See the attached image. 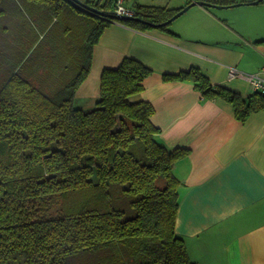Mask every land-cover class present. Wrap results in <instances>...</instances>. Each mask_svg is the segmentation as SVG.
<instances>
[{
	"label": "trees",
	"instance_id": "obj_1",
	"mask_svg": "<svg viewBox=\"0 0 264 264\" xmlns=\"http://www.w3.org/2000/svg\"><path fill=\"white\" fill-rule=\"evenodd\" d=\"M193 2L248 3L186 0V7ZM116 7L0 0V264H196L176 233L174 167L190 149L162 145L153 105L132 100L153 71L127 57L104 69L93 108L76 103L107 28L168 30L171 23L162 25L184 9L136 2L135 20L117 21L108 17ZM163 81L193 84L206 100L232 104L241 121L264 109L260 92L244 98L197 67ZM118 192L130 198L132 217L115 206Z\"/></svg>",
	"mask_w": 264,
	"mask_h": 264
},
{
	"label": "crops",
	"instance_id": "obj_2",
	"mask_svg": "<svg viewBox=\"0 0 264 264\" xmlns=\"http://www.w3.org/2000/svg\"><path fill=\"white\" fill-rule=\"evenodd\" d=\"M240 1L248 3L193 7L168 30L141 32L113 23L95 47L91 73L76 98L79 108H93L104 69L127 57L153 71L145 91L132 100L153 105L162 145L190 149L174 167L181 185L176 233L196 264H264V109L241 121L232 104L206 100L191 83L163 81L164 74L197 67L213 85L244 98L255 93L247 81L228 80L230 67L264 79V3ZM136 2L186 7V0H124V5L133 9Z\"/></svg>",
	"mask_w": 264,
	"mask_h": 264
},
{
	"label": "built area",
	"instance_id": "obj_3",
	"mask_svg": "<svg viewBox=\"0 0 264 264\" xmlns=\"http://www.w3.org/2000/svg\"><path fill=\"white\" fill-rule=\"evenodd\" d=\"M115 2L117 4L115 12L118 15L134 17V11L124 5V0H115ZM236 79L249 82L255 92H260L262 95H264V79L259 74H247L235 67H230L228 80L233 81Z\"/></svg>",
	"mask_w": 264,
	"mask_h": 264
},
{
	"label": "water",
	"instance_id": "obj_4",
	"mask_svg": "<svg viewBox=\"0 0 264 264\" xmlns=\"http://www.w3.org/2000/svg\"><path fill=\"white\" fill-rule=\"evenodd\" d=\"M261 1L262 0H256L252 4L257 5ZM193 6H206V7L218 8V9L226 8V7H223V6L210 5V4L205 3V2H193L192 4L188 5L184 9H182L180 12H178L172 19H170L168 22L164 23L162 26H166L167 24L172 23L177 18H179L181 15L185 14L188 10H190ZM235 6H240V4H237ZM91 10L97 12V10H95V9H91ZM100 13L102 15H105V16L108 15V14H106L104 12H100ZM108 17L109 18H112L114 20H117V21L135 20L134 17L124 16V15H118L116 12H113V14H109Z\"/></svg>",
	"mask_w": 264,
	"mask_h": 264
},
{
	"label": "rangeland",
	"instance_id": "obj_5",
	"mask_svg": "<svg viewBox=\"0 0 264 264\" xmlns=\"http://www.w3.org/2000/svg\"><path fill=\"white\" fill-rule=\"evenodd\" d=\"M163 1H181V0H163ZM148 2H152V1H148ZM129 202H130V198L126 196L124 193L118 192L115 195V206L121 209H127V217H132L134 215V212L129 208Z\"/></svg>",
	"mask_w": 264,
	"mask_h": 264
}]
</instances>
